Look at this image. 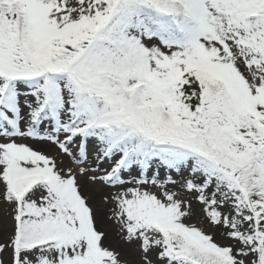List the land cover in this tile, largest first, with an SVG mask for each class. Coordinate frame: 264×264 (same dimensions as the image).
I'll use <instances>...</instances> for the list:
<instances>
[{"label": "snow or ice", "instance_id": "6c2138e0", "mask_svg": "<svg viewBox=\"0 0 264 264\" xmlns=\"http://www.w3.org/2000/svg\"><path fill=\"white\" fill-rule=\"evenodd\" d=\"M0 264H264V0H0Z\"/></svg>", "mask_w": 264, "mask_h": 264}]
</instances>
